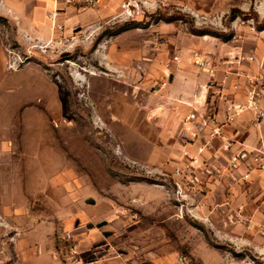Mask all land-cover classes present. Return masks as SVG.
Returning a JSON list of instances; mask_svg holds the SVG:
<instances>
[{
  "label": "rangeland",
  "instance_id": "374dc122",
  "mask_svg": "<svg viewBox=\"0 0 264 264\" xmlns=\"http://www.w3.org/2000/svg\"><path fill=\"white\" fill-rule=\"evenodd\" d=\"M148 1L125 18L118 0H0V264H93L100 243L264 264V192L212 186L182 147L180 167L174 96L189 76L249 73L264 0Z\"/></svg>",
  "mask_w": 264,
  "mask_h": 264
},
{
  "label": "crops",
  "instance_id": "0c3cea01",
  "mask_svg": "<svg viewBox=\"0 0 264 264\" xmlns=\"http://www.w3.org/2000/svg\"><path fill=\"white\" fill-rule=\"evenodd\" d=\"M118 1L121 2V0ZM263 7V3L255 2V8L260 13H264ZM252 46L249 49L252 51L253 59L244 63V66L248 67L249 73L239 68L238 74L228 75L227 77L216 75L212 78L207 74L189 76L184 79L185 85L182 86V89L181 85L177 86L175 84L177 76H173L172 85L175 84L176 87L175 90L173 89L174 96L178 100L175 121L183 131V137L190 141L194 140L188 145L179 142L177 147L178 149L182 147L188 151L187 158H194L192 161L196 166L197 173H206L205 175L211 181L212 186H214L212 182L217 183L220 178L226 180L229 186L232 187L237 185L239 181L242 184L248 181L253 185V188L264 192V169L258 168L251 160L254 155L264 152V86L261 87V82L264 83V42L257 40ZM261 66L263 67L262 71L260 69L256 71ZM258 72H261L262 77L257 76ZM211 82L213 84L207 88V83ZM252 83L256 85L254 86ZM199 86L204 87L201 98L197 95ZM216 87H224L227 91L217 97L213 96L211 100L210 93L217 89ZM253 89L257 93L255 109L262 112V116L257 115L253 107L248 106V94ZM237 104L243 106V110L238 113L235 112ZM192 108H197L201 112L208 111L207 114H212L217 119V124L221 126L222 133L211 135L213 128L216 126L211 122H207V125L202 124L201 127L196 126L198 131L193 129L191 132L189 127L192 128L194 123L185 125L182 122V115L192 112ZM196 120H200L199 124L201 125L202 119L199 117ZM185 128L189 130V133ZM194 133H197V136L193 137ZM227 142L232 143L229 148H226ZM202 145L203 149L200 151L199 148ZM180 152V149L177 150L181 162L180 167H182L185 160ZM236 154H241V161L238 162V165L229 167V159ZM246 172L250 173L247 180L243 178ZM263 200L264 197L260 205L262 208H264ZM105 223L107 224V221H104L103 224ZM161 246L157 245V248ZM112 247L109 243H100L95 247L98 249L95 251L97 255L94 257L93 264H175L173 261L176 258L178 262L182 263L179 261L181 255L179 256L177 252H171L166 246L158 250H148L143 262L136 260V253L131 250L116 253L111 250ZM192 252L193 256L200 260V264L207 263L204 251L199 253L193 250ZM190 261L193 260L190 259Z\"/></svg>",
  "mask_w": 264,
  "mask_h": 264
},
{
  "label": "built area",
  "instance_id": "2783aa9c",
  "mask_svg": "<svg viewBox=\"0 0 264 264\" xmlns=\"http://www.w3.org/2000/svg\"><path fill=\"white\" fill-rule=\"evenodd\" d=\"M56 2L58 1H62V2H66L68 4H72L74 6H78V7H89V6H94L96 4L99 3L100 0H55ZM142 6L144 7H151L152 4L150 1L148 0H121V13L120 15L122 17H125V18H132L134 16H136L137 14H140L141 11H143V8ZM198 63L201 65V67H207V62L204 61V60H200L198 61ZM256 90L253 89L249 92L248 94V106L249 107H253L255 113L257 115H260L262 116L263 113L260 112V111H257L255 109V102H256ZM235 112H240L243 110V106L240 105V104H237L235 106ZM208 116V119L207 118H204V122L205 124L207 125V122H211L213 124H216V126L213 128L212 132H211V135H220L222 133L221 131V126L218 125L217 123V119L214 118V116L212 114L210 115H207ZM197 133H194V135L196 136ZM232 145L231 142H227V145H226V148H229L230 146ZM200 151H202L203 149V146H201L200 148ZM188 154V152H186ZM252 162L255 163V165L260 168V169H264V152L262 151L260 154H256L252 157ZM241 161V154H236L234 156H232L231 159H229L228 161V165L229 167H234L236 165H238V162ZM181 170L180 169H177V172H180ZM250 177V173L249 172H246L243 176V178L245 180L249 179ZM183 259H186V257L184 256H180V261H182ZM187 264H195L193 261H187L186 262Z\"/></svg>",
  "mask_w": 264,
  "mask_h": 264
},
{
  "label": "water",
  "instance_id": "95a60500",
  "mask_svg": "<svg viewBox=\"0 0 264 264\" xmlns=\"http://www.w3.org/2000/svg\"><path fill=\"white\" fill-rule=\"evenodd\" d=\"M173 79V75H171L170 80L172 81ZM204 93V87L203 86H199L198 87V91H197V95L199 98H201L203 96Z\"/></svg>",
  "mask_w": 264,
  "mask_h": 264
}]
</instances>
